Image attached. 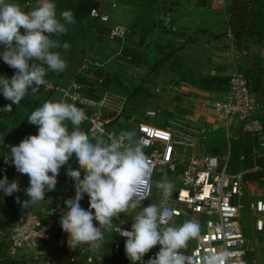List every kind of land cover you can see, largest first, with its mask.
<instances>
[{
    "label": "clouds",
    "instance_id": "clouds-1",
    "mask_svg": "<svg viewBox=\"0 0 264 264\" xmlns=\"http://www.w3.org/2000/svg\"><path fill=\"white\" fill-rule=\"evenodd\" d=\"M75 22L70 10L61 12L58 18L53 0H38L37 6L27 12L18 4L0 0V57L15 69L10 79L0 76V93L11 101L0 111L10 113L12 105H19L29 91L37 93L46 84L48 71L65 70L66 61L53 49H68L69 44L61 45L51 37L67 34V25ZM86 119L81 109L63 99L45 101L31 112L27 121L38 126V133L25 137L18 145H9L10 154L4 157L17 172L29 177L25 190L28 199L21 203L17 196L16 202L27 209L43 201L46 192L55 190L60 169L68 165L66 175L73 181L75 195L64 201L66 207L61 210L59 224L68 234L71 249L100 247L104 231L112 230L113 220L121 213L134 211L131 229H118L119 235L126 238L124 251L131 264H198L195 257L182 250L189 241L199 238V223L185 220L177 226L173 210L155 203L143 204L152 174L144 152L147 142L135 130L121 131L107 140L99 129L82 131L80 126ZM73 158L76 169L69 164ZM156 186L167 200L173 184L165 179ZM0 191L6 196L19 192V181L9 182L5 176L0 179ZM85 194L89 198L87 210L80 204ZM157 245L159 251L145 261L144 256ZM228 255L210 252L200 258L199 264H222Z\"/></svg>",
    "mask_w": 264,
    "mask_h": 264
},
{
    "label": "crops",
    "instance_id": "crops-1",
    "mask_svg": "<svg viewBox=\"0 0 264 264\" xmlns=\"http://www.w3.org/2000/svg\"><path fill=\"white\" fill-rule=\"evenodd\" d=\"M101 1L102 9L111 16V22L104 25L94 20L98 27L85 33L86 20L75 19L76 22L69 25L68 36L61 43V45L68 43L69 48L54 49L60 53L67 66L60 73L48 71L50 79L67 85L74 80L92 81L95 77L93 74L106 75L109 81L108 88L103 89L97 82L95 95L91 97L97 99L102 95V91L107 90L128 98L124 114L107 126L108 131L117 134L127 130L136 131L137 125L141 122L176 127L178 119L207 124L215 129L214 133L220 131L223 122L215 117L213 105L215 101L225 98L228 88L220 89L215 85L206 88L202 84V79L210 76L230 78L235 69L241 72L249 64L248 50L238 51L232 47L234 41L232 42L227 36L230 29L227 9L231 0H224V3H220V0H156V10L152 19L153 28L148 33L144 46L140 44V36L146 29L144 22L141 21L143 11L115 0ZM109 1H115L116 6L111 7ZM53 2L59 18L63 0H53ZM37 3L38 0H32L29 8L21 9L25 12L30 11L37 6ZM115 25L128 27V34L123 41L108 39L109 28ZM248 45L251 55L260 54L264 66V48L257 47L252 40H249ZM126 49L139 51L144 56L142 61L146 63L135 67L128 60H122V52ZM157 61L159 63L153 70ZM3 71L0 72V76ZM132 81L135 83L141 81L144 84L136 92V96L133 94L130 97V86L135 84H131ZM142 93L147 97L144 103L141 101ZM137 96L139 99L135 100ZM48 100H60V98L58 94L47 92L42 87L35 94L29 91L20 104L15 105L21 113L20 118H12L8 122L0 121V179L7 176L9 182L18 180L20 191L14 194L19 197H27L25 190L29 186V177L17 172L11 161L5 162L4 157L10 154L9 145H18L25 137L37 134L38 126L29 124L27 118L32 111ZM141 103L145 109L141 110L142 114L136 110V113L127 117L129 107L137 108ZM258 110L264 118V102L262 106H258ZM149 111L162 112L165 120L154 122V119L146 116ZM105 114L110 113L107 111ZM229 125L230 131L234 128L241 129V124L236 120H231ZM212 138L194 147L192 152H187L185 159L206 153L219 154L214 153L216 150L208 145ZM181 169L180 166V172ZM57 189L63 190L59 196L56 195ZM72 191H74L73 182L57 179L56 188L51 192L57 196L55 206L58 214L46 216L44 222L46 227L52 230L53 239L39 252H20L16 256H10V240L7 235L19 227L23 220L19 224L9 226L2 223L0 218V264H45L48 260L54 264H86L85 257L91 252V247L83 245L75 250L71 249L67 244L68 234L59 224L61 210L66 207L64 201L74 198ZM2 198L3 192L0 191V199ZM88 201L89 198L85 194L80 201L81 207L88 204ZM50 208L51 204L44 199L34 205L32 210L35 213L47 214ZM100 249L103 254L106 252V249L101 247V242ZM108 253H113L112 243ZM72 258L76 259V263H71Z\"/></svg>",
    "mask_w": 264,
    "mask_h": 264
},
{
    "label": "built area",
    "instance_id": "built-area-1",
    "mask_svg": "<svg viewBox=\"0 0 264 264\" xmlns=\"http://www.w3.org/2000/svg\"><path fill=\"white\" fill-rule=\"evenodd\" d=\"M6 2L18 4L21 8H29L32 5V0H6ZM221 2L224 3V0H220ZM109 4L111 7L116 6L115 1H109ZM90 17L104 25L111 22V16L102 8L92 9ZM127 34L128 27L115 25L109 28L107 36L111 41H123ZM227 36L232 42L234 41V35L230 29ZM232 44L234 47V43ZM0 64L9 67L2 57H0ZM44 79L46 84L41 87L47 92L58 94L60 99L81 109L88 117L84 122L90 125L91 130L99 129L100 135L106 139L113 134L119 135L114 131H108L107 126L126 111L127 100L123 95L104 90L99 98L94 99L88 97L83 84L76 80L62 85L49 78L44 77ZM98 85L103 86V79L98 80ZM107 111L109 115L105 114ZM213 112L216 118L222 120V129L227 137L230 134V121L239 122L242 131L256 139L252 149L253 159L257 160L262 157L264 118L259 113L254 94L244 74L239 69L233 71L227 94L225 98L215 101ZM156 115L154 111L146 113V116L152 119ZM214 131L215 129L207 124H198L183 119L177 120L176 127H160L155 123L145 122L137 125V136L147 142L144 152L152 168L151 187L148 198L143 203L150 201L153 197L157 174L168 173L170 179L178 175L180 184L172 199V204L163 206V208L176 213L174 220H194L201 228L199 238L182 251L190 257H195L198 264L200 258L210 252L218 256L228 253L229 255L223 258L222 264H248L247 239L239 222L243 206L239 202L244 197L245 175L262 169L255 165L236 173L230 172L228 170L232 152L230 143L226 146L225 159L219 154L211 153L201 156L193 155L185 159L189 150L209 141ZM241 160H244V156ZM180 166L182 169L178 173ZM46 200L51 204L47 214L29 213L20 226L7 235L10 240V256H16L20 252H39L52 242L53 232L46 227L44 222L46 216L58 214L55 206L57 197L55 194H49ZM248 207L251 214L255 216L256 231L262 232L264 230V199L253 200ZM123 229L130 230L131 226ZM125 239L119 235L118 231V236L112 242L113 254L122 259L124 264H131L124 251ZM158 251L159 246L147 253L144 260L147 261ZM103 260L104 254L100 247L91 248V252L85 257L86 264H100ZM70 261L76 263L75 258ZM45 264L54 263L48 260Z\"/></svg>",
    "mask_w": 264,
    "mask_h": 264
},
{
    "label": "trees",
    "instance_id": "trees-1",
    "mask_svg": "<svg viewBox=\"0 0 264 264\" xmlns=\"http://www.w3.org/2000/svg\"><path fill=\"white\" fill-rule=\"evenodd\" d=\"M116 2L130 4L135 6L143 11L142 22L145 25V31L140 36V44L144 46L147 41L146 37L148 33L153 28L152 19L153 12L156 10V0H115ZM103 6V2L101 0H63L61 6V12L70 10L72 11L75 19L86 20V31L88 33L92 28L98 27L96 23H94V19L90 17V12L92 9L99 8L101 9ZM228 25L230 30L234 35V47L243 52L247 49L249 64L247 67L241 70V73L244 74L248 85L254 94L255 101L257 105H261L264 102V66H262L261 56L260 54L251 55V51L249 49V40H252L253 43L260 47L264 48V0H234L230 3L228 9ZM69 30V25H67ZM23 33V30L21 29ZM65 35L56 36L53 35L51 38L54 40H59L62 43L66 37ZM157 48H163L162 46H157ZM2 49V46H0ZM53 51H55L53 49ZM122 60H128L130 64L138 67L146 63V61H142L144 56L139 53V51L133 50H124L121 56ZM157 63L153 66V70L157 67ZM2 67L4 66L3 64ZM15 74V69L10 67H4V71L2 76H6L7 78H11ZM92 81H88L85 79L76 80L77 82L83 84L85 87V92L88 97L95 95L96 84L98 80L103 79V89L108 88V80L106 75L101 74H93ZM46 78H51L50 73L47 72ZM230 78L227 77H218V76H210L202 79V84L204 87L209 88L213 85L220 87V89L228 88ZM92 98V97H91ZM11 101L6 100L2 93H0V108H3L7 104H10ZM262 106V105H261ZM20 111L16 108L15 104L12 105V112L4 113L0 111V121H10L12 118H20ZM82 131L89 132L91 130L90 125L86 122H83L80 126ZM72 130L71 124L69 123V131ZM38 133V130H37ZM244 133V132H243ZM245 138L242 143L238 145L239 154V162L244 164L245 168H252L255 165L260 166L261 171L246 174L244 177L245 181L248 182H261L264 179V149L261 151L262 157L254 160L252 157V149L254 144L256 143V139L251 137L249 134L244 133ZM241 150V151H240ZM237 151V152H238ZM214 153H218L214 151ZM232 153V152H231ZM244 156V160H241V157ZM243 170V169H242ZM180 173V170L178 171ZM84 174V173H83ZM81 173V178L83 176ZM168 177L169 174L159 173L155 177V181L164 180V178ZM57 179L64 181L70 180L67 177L66 173H59ZM61 187V186H60ZM59 187V188H60ZM61 189H57L56 195L62 194ZM3 192V191H2ZM49 194H54L52 192H46L45 198ZM16 195L13 193L11 196H6L3 193V198L0 199V218L2 219V223H6L9 226L14 224H19L29 213H32L33 206L22 209L21 205L16 202ZM57 197V196H56ZM21 203L28 199V197H19ZM110 249H106L104 253V260L100 264H115L114 260L116 257L113 253H108ZM119 260V259H118ZM117 261V260H116Z\"/></svg>",
    "mask_w": 264,
    "mask_h": 264
},
{
    "label": "rangeland",
    "instance_id": "rangeland-1",
    "mask_svg": "<svg viewBox=\"0 0 264 264\" xmlns=\"http://www.w3.org/2000/svg\"><path fill=\"white\" fill-rule=\"evenodd\" d=\"M234 0H231V2ZM4 67L0 65V72L4 70ZM149 74V73H148ZM135 81H132L131 84H134ZM144 84L141 81H137L133 86H130V97L135 95L136 92L140 90V87ZM146 87V86H145ZM142 98L141 101L142 103L145 102V98H147L145 95L146 94H141ZM127 96V95H126ZM136 96V95H135ZM134 96V97H135ZM127 99V105H128V98ZM131 99V98H130ZM138 96L137 99L138 100ZM142 103L137 107L133 108L132 106L129 107L128 112H127V117L130 116V114L136 113V110H139V114H142L141 110H145L144 106ZM126 105V107H127ZM263 105V103H261ZM143 106V107H142ZM142 107V108H141ZM155 112V111H154ZM156 117L154 118V122L159 121L162 122L165 120L164 114L162 112H156ZM115 124V123H113ZM155 125L164 127L163 125H160L158 123H155ZM116 130V129H115ZM245 134L243 131L239 128H234L233 130L231 129L230 134L227 137V134L223 129L220 131H216L210 138L212 140L208 144L211 146V149L218 151L219 155L222 158H226V146L227 143L231 144L232 146V153L231 157L228 163V170L232 173H236L241 171L242 169H246L244 164H241L239 162V151H238V145L242 143L243 139L245 138ZM204 149V148H203ZM240 149V148H239ZM192 152V150H189L188 152ZM238 151V152H237ZM241 151V150H240ZM69 164L72 166L73 169H76L78 167L77 163L75 162V158L69 161ZM68 165L63 166L60 169V173H66ZM83 174V172H81ZM167 181L171 182L173 184V189L171 192V195L167 198V200H164L162 196V192L160 189L157 188L156 186V181H155V186H154V193L153 197L150 201L143 203L144 206H147L149 203H155L160 205L161 207L163 206H170L172 204V199L175 195V192L179 188L180 184V178L178 175H175L171 179H168ZM70 182L72 183L73 181L70 179ZM244 197H242L241 201L239 202L242 204L243 209L241 210V215L239 218V222L242 225L244 234L247 239V246H246V257L248 260V264H264V232H257L255 229V216L251 214V211L249 209V203L253 200L256 199H264V179L261 182H244ZM72 194L75 195V192L72 191ZM180 207L183 208L182 205H179ZM83 207V206H82ZM89 207V203L86 204L83 208L87 210ZM135 215L134 211H129L128 213H121L119 215L118 219L113 220V227L111 231H104V239L101 241V247L105 249H110V244L113 242V240L117 237L118 232L116 229L121 228H126L130 227L132 223V219ZM183 223V219H177L175 220V224L178 226L179 224ZM94 224L98 226V224L94 221ZM194 240L189 241L188 244L192 243ZM157 247V246H156ZM156 247L150 250H154ZM119 259V260H118ZM116 258L114 260L115 264H124L123 260L120 258Z\"/></svg>",
    "mask_w": 264,
    "mask_h": 264
}]
</instances>
